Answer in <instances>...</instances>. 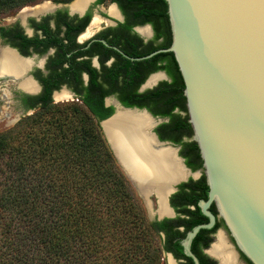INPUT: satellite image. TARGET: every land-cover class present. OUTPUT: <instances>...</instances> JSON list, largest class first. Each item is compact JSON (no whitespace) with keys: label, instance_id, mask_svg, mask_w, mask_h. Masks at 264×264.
I'll list each match as a JSON object with an SVG mask.
<instances>
[{"label":"trees","instance_id":"trees-1","mask_svg":"<svg viewBox=\"0 0 264 264\" xmlns=\"http://www.w3.org/2000/svg\"><path fill=\"white\" fill-rule=\"evenodd\" d=\"M35 1L0 0V12ZM109 1L116 2L126 17H135L137 24L152 26L153 37L142 41L140 49L133 44L129 56L169 45L165 0ZM118 56L123 66L121 103L166 117L155 128L163 137L175 143L183 136L190 138L183 81L173 54L160 52L141 60ZM114 65L118 68L117 61ZM109 70L113 84L119 72L113 65ZM137 71L141 76L134 83ZM156 71H164L168 79L137 92V86ZM97 89V85L87 88L82 103L54 104L44 98L32 106L49 116L33 115L27 128L0 134V264H162L164 250L176 248L181 254L179 240L186 230L207 220L197 206L207 194L203 176L183 197L185 216L148 219L101 129L100 120L113 108L104 105ZM183 143L192 155L191 164L198 158L197 145L193 140ZM200 164L201 159L192 167ZM178 225L183 230L176 229Z\"/></svg>","mask_w":264,"mask_h":264},{"label":"water","instance_id":"water-1","mask_svg":"<svg viewBox=\"0 0 264 264\" xmlns=\"http://www.w3.org/2000/svg\"><path fill=\"white\" fill-rule=\"evenodd\" d=\"M165 2L169 45L143 56L123 54L141 60L171 52L183 81L190 138L201 158V169L194 173L202 172L207 185L206 198L197 201L207 221L186 232L180 240L183 253L199 264L190 244L199 230L213 227V204L243 255L252 264H264V0ZM143 27L150 31L148 24ZM156 74L157 79L148 84ZM5 77L0 74V79ZM159 77L168 79L164 71L153 72L142 88L156 83ZM141 114L150 124L143 125L137 117ZM110 120L116 126L107 134L103 124ZM165 120L145 108L120 103L100 120L114 156L138 194L150 205L151 195L164 196L169 213L158 218L174 216L169 196L187 175L178 148L160 141L153 131ZM146 140L155 152L171 148L182 175L174 176L166 162L156 161L148 167L140 161L146 159L149 150Z\"/></svg>","mask_w":264,"mask_h":264},{"label":"flooded vegetation","instance_id":"flooded-vegetation-1","mask_svg":"<svg viewBox=\"0 0 264 264\" xmlns=\"http://www.w3.org/2000/svg\"><path fill=\"white\" fill-rule=\"evenodd\" d=\"M74 1L42 0L26 4L16 9L8 23L0 24V27L4 29L0 30V50L12 53L21 64L18 74L13 75L6 71L4 73L7 77L0 79V101H4L9 106L10 119L21 118L35 110L37 106L32 104H38L44 98H50L52 102L65 100L82 103L87 94V88L95 85L98 86L96 93L102 94L105 106H112L114 111L116 103L123 105L119 99L120 89H118L123 84L121 81L123 66L120 64L118 54L126 57L124 54L128 55L133 44L140 49L142 41L147 42L153 37L152 26L149 23L137 24L135 17H126L114 1L90 0L80 8H72ZM104 4L106 8L102 7ZM113 4L116 5L115 16L107 12V8ZM41 5H45V9L36 13L31 11ZM95 18H98V21L93 24ZM125 22L129 23V29ZM145 24L150 26V31L143 34L139 28ZM115 61L118 62V68H115ZM112 65L114 71L119 72L113 84H111L112 76L109 70ZM140 76L141 72L137 71L134 83L140 79ZM24 80L31 83L32 89L21 86ZM159 81L145 89L142 88L143 82L137 86L136 91L151 89ZM111 89L113 90L110 91ZM137 108L148 110L146 107ZM160 118L167 120L166 117ZM155 128L153 131L160 141L168 142L178 148L177 154L187 169V175L169 196V204L174 211V216L154 219L183 217L185 215L181 209L186 192L201 180L202 176L206 183L202 172L197 175L194 173L201 169V164L196 168L192 167L201 159L198 148V158H194V162L190 164L188 158L192 155L188 153L183 142L190 141L191 138L183 136L180 143H175L163 137V134ZM188 206L194 209L193 205ZM210 210L215 215L213 227L205 229L206 231L202 232L197 239H195L196 234L190 244V249L198 258L199 264H221L219 253L213 251V246L219 237H221L220 252L230 255L227 264H252L236 246L213 204ZM183 228L182 225L176 226L178 230ZM161 235L164 236V233L161 232ZM162 264H194V262L191 257L183 253V248H181V254L175 248V250L163 251Z\"/></svg>","mask_w":264,"mask_h":264},{"label":"bare ground","instance_id":"bare-ground-1","mask_svg":"<svg viewBox=\"0 0 264 264\" xmlns=\"http://www.w3.org/2000/svg\"><path fill=\"white\" fill-rule=\"evenodd\" d=\"M88 1H90V0H75L73 2L74 5H72V8H80L81 6L85 5ZM45 7H46L45 5L37 6V7L33 8L31 11L33 13H36L38 11L45 9ZM107 12L110 15L115 16L116 15L115 6L110 5L107 8ZM97 21H98V18H95L93 21V24L96 23ZM139 31L141 33L145 34L146 32H148V29L146 27H142V28H139ZM20 67H21L20 61L15 59L12 53H10L6 50H0V74L1 73L6 74L4 72L8 71L9 73L14 75L17 72H19ZM157 77H158L157 74L152 75L147 80V83L150 84V83L154 82L157 79ZM21 86L24 87L25 89H32V85L28 80H24L23 82H21ZM137 117L140 119V121L143 123V125L144 124L145 125L150 124L149 119L146 116H144L143 114H141ZM103 126H104L105 132L107 134H110L111 131L115 128L116 123L114 121H111V120L105 121ZM149 143H150L149 140H146V144H148V145H146V147L149 148V150L147 149V152L145 155L146 159H141L140 161L146 163V165L148 167H151L152 164L155 163L156 161L166 162L170 172L174 176H181L183 171H182V169H180L176 160L174 159L172 149L169 147H165V148H160L157 152H155V151L151 150ZM142 150H143V148H142ZM150 172H151V170H150ZM131 184H132V182H131ZM133 187L135 188L136 191L138 190L134 185H133ZM140 196L142 197V195H140ZM143 196H145V195H143ZM151 196H154V195H151ZM142 198H143L145 205L147 207L150 206V201L144 199V197H142ZM155 198H156V202H157L156 213L159 216L168 214L169 211L165 207L164 196L161 194H156ZM220 244H221V237L218 238V241L213 246V251L219 253V255L221 257V264H227L228 261L230 260V255L228 253L223 254L222 252H220Z\"/></svg>","mask_w":264,"mask_h":264},{"label":"rangeland","instance_id":"rangeland-1","mask_svg":"<svg viewBox=\"0 0 264 264\" xmlns=\"http://www.w3.org/2000/svg\"><path fill=\"white\" fill-rule=\"evenodd\" d=\"M39 1H42V0H36L35 2H39ZM33 2V3H35ZM105 4L102 6L104 7ZM106 8V6L104 7ZM17 10L16 9H11V10H8V11H4V12H0V24H4V23H8L11 19V17L14 15V13L16 12ZM162 78L159 77L158 80H161ZM145 88H148V86H144L143 89ZM62 101H54L53 103H61ZM64 102H66L64 100ZM9 106L4 103V101H0V134L1 133H5V132H15L17 130H19L21 128V126L27 128V122L28 124L30 125L31 124V120L32 122L34 121V118H28V117H33V115H37L38 116H41V115H46V116H49L50 113L47 112L46 110H43V109H40V108H36L35 110H32L28 113H26L23 117L21 118H9L8 117V113H9ZM43 118V117H42ZM25 119H27L25 121ZM41 117H38L36 118V120H40ZM133 186V185H132ZM135 189V188H134ZM136 191V190H135ZM136 193L138 194V192L136 191ZM139 195V194H138ZM140 199L142 200V203H143V206H144V209H145V213H146V216L148 217V219H154V218H157L158 215L154 212L157 205H156V198L154 196H150V199H151V205L150 206H146L142 197L139 195Z\"/></svg>","mask_w":264,"mask_h":264}]
</instances>
